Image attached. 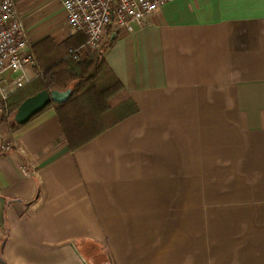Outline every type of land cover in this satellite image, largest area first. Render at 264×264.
Wrapping results in <instances>:
<instances>
[{
	"label": "crops",
	"instance_id": "1",
	"mask_svg": "<svg viewBox=\"0 0 264 264\" xmlns=\"http://www.w3.org/2000/svg\"><path fill=\"white\" fill-rule=\"evenodd\" d=\"M15 1L35 58L72 38L61 0ZM107 39L137 112L76 150L53 105L2 125L0 264H264V0H176Z\"/></svg>",
	"mask_w": 264,
	"mask_h": 264
},
{
	"label": "trees",
	"instance_id": "2",
	"mask_svg": "<svg viewBox=\"0 0 264 264\" xmlns=\"http://www.w3.org/2000/svg\"><path fill=\"white\" fill-rule=\"evenodd\" d=\"M85 45V37L75 34L61 45L47 39L36 45L35 53L41 73L35 80L16 91L7 101L0 99L1 125L10 120L11 129L17 125L13 118L20 105L41 91L72 90L69 100L55 106L63 134L70 150H76L104 131L135 114L137 107L130 98L122 96L118 79L108 69L105 53L112 41L100 49ZM83 47L78 59L70 49Z\"/></svg>",
	"mask_w": 264,
	"mask_h": 264
},
{
	"label": "built area",
	"instance_id": "3",
	"mask_svg": "<svg viewBox=\"0 0 264 264\" xmlns=\"http://www.w3.org/2000/svg\"><path fill=\"white\" fill-rule=\"evenodd\" d=\"M72 35L85 37V45L100 49L108 40L125 30L132 32L134 24L144 21L176 0H61ZM81 47L70 49L78 59ZM36 65L29 51L28 34L15 0H0V99L7 101L11 94L22 89L30 80L25 66ZM17 73L6 80V73ZM5 149L9 150L10 147ZM24 170V169H23Z\"/></svg>",
	"mask_w": 264,
	"mask_h": 264
},
{
	"label": "water",
	"instance_id": "4",
	"mask_svg": "<svg viewBox=\"0 0 264 264\" xmlns=\"http://www.w3.org/2000/svg\"><path fill=\"white\" fill-rule=\"evenodd\" d=\"M72 90L66 91H41L25 100L14 115V122L19 126L26 125L32 118L40 114L50 104H62L69 100Z\"/></svg>",
	"mask_w": 264,
	"mask_h": 264
}]
</instances>
